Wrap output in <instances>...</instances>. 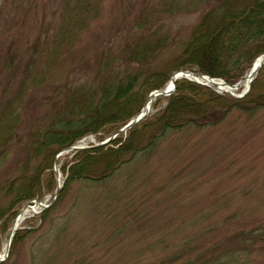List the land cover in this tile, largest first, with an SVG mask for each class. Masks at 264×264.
Instances as JSON below:
<instances>
[{"label": "rangeland", "instance_id": "374dc122", "mask_svg": "<svg viewBox=\"0 0 264 264\" xmlns=\"http://www.w3.org/2000/svg\"><path fill=\"white\" fill-rule=\"evenodd\" d=\"M67 1L74 2L0 0V111L19 95L10 104L18 113L0 178L15 171L28 134L51 108L60 107L61 92L89 82L104 56L118 61L111 71L121 69L124 45L155 27L179 46L199 15L221 2L170 0L181 4L174 13L156 11L138 29V17L158 8L159 0H92L95 9L86 27L70 45L57 43L51 57L48 50ZM233 4L237 7L240 0ZM175 50L168 47L157 59H171ZM244 89L241 82L232 92L239 95ZM156 98L151 104L158 109L165 99ZM151 104L148 113L154 111ZM100 141L88 134L73 145ZM73 150L60 152L56 160L59 188L60 162ZM53 192L40 203L47 205ZM56 197L42 221L37 216L42 208L32 202L36 198L28 201L32 209L16 228L30 224L34 229L0 264H174L175 255L194 258L217 238L240 242L227 264H264V107L252 113L232 110L212 126L165 130L149 149L137 151L104 180L69 182L62 197ZM7 232L0 234V252Z\"/></svg>", "mask_w": 264, "mask_h": 264}, {"label": "trees", "instance_id": "16d2710c", "mask_svg": "<svg viewBox=\"0 0 264 264\" xmlns=\"http://www.w3.org/2000/svg\"><path fill=\"white\" fill-rule=\"evenodd\" d=\"M94 1L66 2L62 22L48 50L51 57L57 43L65 47L70 45L73 36L86 27L88 14L95 9ZM235 1L221 0L217 7L202 12L191 26L186 40L177 47L166 34H159L156 27L143 30L124 45L120 55L121 69L111 71L112 63L118 61L104 56L89 82L72 85L65 95L61 92V100L57 103L61 104L60 107L51 108L48 117L35 123L32 133L28 134V142L15 171L0 178V234L8 230L16 210L23 203L33 198L41 200L44 194L54 189L52 162L55 154L83 136L93 134L100 141L114 134L103 145L73 150L70 157H63L59 165L63 182L56 201L62 197L69 182L104 180L137 151L149 149L165 130L189 125L212 126L232 110L252 113L264 107V65L240 97L179 78L174 82L173 92L163 96L165 104L161 108L155 109L152 103V113L125 132L116 133L139 111L147 93L163 88L174 71L200 72L228 84L246 74L254 58L264 53V0H240L237 7L233 4ZM180 5L159 0L158 8L141 13L136 27L143 28L156 11L171 14ZM168 47L170 51L176 49L177 53L171 59L159 61L158 55ZM49 63H45V67ZM17 96H13L0 111V167L10 154L9 139L15 127L13 119L16 120L18 113L10 104L17 102ZM53 207L43 208L37 215L39 220H44ZM32 229L30 224L17 227L8 253ZM219 241L218 238L210 241L204 253L197 252L194 258L177 254L170 263L227 264L226 259L237 251L240 242Z\"/></svg>", "mask_w": 264, "mask_h": 264}, {"label": "water", "instance_id": "95a60500", "mask_svg": "<svg viewBox=\"0 0 264 264\" xmlns=\"http://www.w3.org/2000/svg\"><path fill=\"white\" fill-rule=\"evenodd\" d=\"M262 65H264V53H262V54L258 55L257 57H255L254 60L252 61V64H251L248 72L241 79H239L238 81H236L233 84H228V83L224 82L223 80H216V79L211 78L210 76L202 74L200 72H194V71H190V70L174 71L172 74H170L167 83L165 84V86L162 89H154V90L148 92V94L146 95V97L144 99V102H143L140 110L137 112V114H135L128 122H126L121 128H119L116 131V133L125 131L126 129L130 128L131 126H133L136 122H138L141 119H143L144 116H146L147 113H148V110L145 109L146 103H148L149 101L154 100L156 97L167 96L170 93H172L173 90H174V81L176 79H178V78H186V79H189V80H194L197 83H202V84H206L208 86H213V87H215L218 90H223L225 92H229L232 95H235V93H233L232 90L237 89V87L240 85V83L244 82L245 83V89L239 95H235V96H241V95H243V93L246 92V90L248 89V86H249V82L251 81L253 76L256 74V72L260 69V67ZM188 75H191L192 77L190 78ZM197 78L202 79L203 82L199 81ZM113 136L114 135H111L110 137H107L106 139H104V140H102V141H100V142H98L96 144H93V145H89V146H75V145H72V146H69V147L61 149L54 156V159H53L52 169H53V171H54V173L56 175V179H55V188H54L53 196H52L50 202L47 205H44V204L40 203L39 200L33 199L32 200L33 203L38 205L40 208L48 207V206H50L53 203V201H54V199H55V197L57 195V191L59 189V185H58V181H57V167H56L55 158L60 152H62L64 150H70V149H83V148H87V147H90V146L102 145V144L106 143L108 140H110ZM27 206H28V203L25 202L16 210V213H15V215H14V217H13L11 223H10V226H9V229H8V232H7V235H6L5 242L3 244V250H2V253L0 254V262L3 261L5 259V257H6V255H7L8 246L10 244L11 236L13 234L14 229L16 228L14 226L16 218L19 215V213L21 212V210H23Z\"/></svg>", "mask_w": 264, "mask_h": 264}, {"label": "bare ground", "instance_id": "6f19581e", "mask_svg": "<svg viewBox=\"0 0 264 264\" xmlns=\"http://www.w3.org/2000/svg\"><path fill=\"white\" fill-rule=\"evenodd\" d=\"M190 78L192 77L191 75H188ZM199 81H201V82H203V80L202 79H199V78H197ZM192 81H194V80H192ZM194 82H196V81H194ZM169 83V82H168ZM198 84V83H197ZM175 85V84H174ZM221 92V91H220ZM153 101V100H152ZM152 101H149L148 103H146V105H145V109H147V110H149V108H150V104H151V102ZM32 209V206H28L27 208H24L23 210H21V212L19 213V215L17 216V218H16V221H15V224H14V226L16 227L17 226V224L22 220V218H24V216L26 215V214H28L29 212H30V210ZM34 214V213H33ZM26 218V217H25ZM22 222V221H21ZM2 250H3V247H2ZM2 253V251L0 252V254Z\"/></svg>", "mask_w": 264, "mask_h": 264}]
</instances>
